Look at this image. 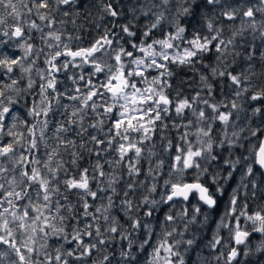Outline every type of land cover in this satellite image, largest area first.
Masks as SVG:
<instances>
[{
	"label": "snow or ice",
	"instance_id": "1",
	"mask_svg": "<svg viewBox=\"0 0 264 264\" xmlns=\"http://www.w3.org/2000/svg\"><path fill=\"white\" fill-rule=\"evenodd\" d=\"M176 68L193 76L177 81ZM237 171L210 255L192 259L205 208L219 204L210 185L223 194ZM254 256H264V0H0V264Z\"/></svg>",
	"mask_w": 264,
	"mask_h": 264
},
{
	"label": "rangeland",
	"instance_id": "2",
	"mask_svg": "<svg viewBox=\"0 0 264 264\" xmlns=\"http://www.w3.org/2000/svg\"><path fill=\"white\" fill-rule=\"evenodd\" d=\"M9 52H11L12 50H7ZM19 51V50H17ZM20 52V51H19ZM22 54V53H21ZM182 70L186 69V68H180ZM155 74V73H153ZM185 74V73H184ZM19 107V110H20V106ZM21 111V110H20ZM22 114V113H21ZM25 114V113H23ZM22 114V115H23ZM243 113H241V117H243ZM238 152H243L244 150L243 149H239L237 150ZM225 155H227V152L224 153ZM245 155H247V152H244ZM235 158V157H233ZM166 172H167V169H165ZM192 179L193 177L191 175H189ZM239 178H240V172L237 171L235 174H234V178L229 181V183L227 185H224L225 187V191L223 192V194H220V193H216V196L218 197L219 199V210H220V213L218 214L217 218L214 219L211 223L210 221L208 222V225L206 227H203V228H200L199 231L197 232V236H198V245L195 249L194 252L191 253V258L192 259H195L196 257V253L197 252H201L203 255L205 256H209L210 255V250L205 248L204 245L211 239L212 237V234H213V231L215 230V227H216V224L219 222L220 220V217L223 215L224 211L226 210L227 208V202L229 200V196L232 192V189L234 187L237 186V183L239 181ZM258 180L260 179L259 177V174H257V177H256ZM221 184H223V180L220 181ZM196 201V197H193V203H195ZM257 202H260V201H253L251 198H250V193H249V199H248V203L250 204V206L252 208H255L256 206V203ZM244 203V195H243V189H241V204ZM167 211V209H166ZM201 219H203V216H201ZM223 236H227V231L224 230L222 233H221ZM255 241H253L254 243ZM146 253H145V256H142L141 257V262H143L144 258L146 257ZM259 257V256H258ZM256 256L252 257V259H256L258 258ZM252 261V260H251ZM189 264H191V262H189Z\"/></svg>",
	"mask_w": 264,
	"mask_h": 264
},
{
	"label": "trees",
	"instance_id": "3",
	"mask_svg": "<svg viewBox=\"0 0 264 264\" xmlns=\"http://www.w3.org/2000/svg\"><path fill=\"white\" fill-rule=\"evenodd\" d=\"M94 12H95V9L93 10ZM81 23H84L85 24V28H86V31L88 30V23L86 22V21H84V20H81ZM186 23H188V24H190V25H196L197 24V20L196 19H189L188 21H186ZM239 22L237 21V24H238ZM191 30V29H190ZM94 34V33H93ZM157 36H159L160 35V33H157L156 34ZM226 36L228 35V33L226 32V34H225ZM244 40H247V41H249V42H251V40H252V37H251V35L249 34V35H246L245 36V38H244ZM240 43H242L243 44V41H240ZM255 43H257V44H259L260 43V41L259 40H257V41H255ZM247 47V44H244V48H246ZM8 50H12V49H8ZM242 51H243V48L241 49ZM15 54L16 55H21V52H19V51H16L15 52ZM213 60H214V56H212V55H210L209 57H208V59L207 60H205L204 61V63H212L213 62ZM41 66H43L42 65V62H41ZM244 66V64H243V61L241 60L240 62H239V65H238V69L237 70H239V67H243ZM174 71L176 72V80L178 81L179 79H186V78H189V77H192L193 76V73L188 69V68H186V69H184V70H182V69H180V68H176V69H174ZM185 73V74H184ZM174 82H176V81H174ZM217 99H219L220 98V95H219V84L217 85ZM186 91H188V89H186ZM23 103H24V100L22 99L21 101H20V104L21 105H23ZM20 113H25V110L22 108V107H20ZM165 174H166V170H165ZM188 181H191L192 180V178L190 177V176H188L187 178H186ZM204 182L206 183V184H209L210 185V180L208 179V178H205L204 179ZM221 183V182H220ZM210 187H211V189H212V192L216 195V192H215V185H210ZM225 188V187H224ZM196 202V201H195ZM166 209L167 208H165L164 209V211H166ZM205 211L206 212H208L209 213V221H210V223L214 220V219H216L217 218V216H218V214L220 213V210H219V206L217 207V208H215L214 210H208V209H206L205 208ZM163 213H158V215H162ZM260 260V257H258V258H256L255 259V261H259ZM254 263V262H253Z\"/></svg>",
	"mask_w": 264,
	"mask_h": 264
},
{
	"label": "flooded vegetation",
	"instance_id": "4",
	"mask_svg": "<svg viewBox=\"0 0 264 264\" xmlns=\"http://www.w3.org/2000/svg\"><path fill=\"white\" fill-rule=\"evenodd\" d=\"M248 227L251 228V225L249 224ZM257 238H258V236H257V235H254L252 239H253V241H256ZM259 257H260V260H259V261H255V259H252V258H251V259L249 260V264H264V256H259ZM251 260H252V261H251ZM253 262H254V263H253Z\"/></svg>",
	"mask_w": 264,
	"mask_h": 264
}]
</instances>
